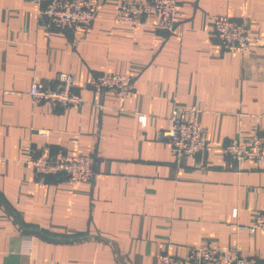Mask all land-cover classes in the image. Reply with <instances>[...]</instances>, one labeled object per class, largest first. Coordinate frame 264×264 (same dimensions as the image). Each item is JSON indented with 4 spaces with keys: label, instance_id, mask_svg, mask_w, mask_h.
<instances>
[{
    "label": "crops",
    "instance_id": "1",
    "mask_svg": "<svg viewBox=\"0 0 264 264\" xmlns=\"http://www.w3.org/2000/svg\"><path fill=\"white\" fill-rule=\"evenodd\" d=\"M120 1L98 0L88 27L47 33L37 4L0 0V264H155L203 242L264 259V230L236 228L264 211V162L223 153L264 132V0H176L173 32L153 27L155 15L115 23ZM217 16L246 20L245 52L221 50ZM59 72L79 108L27 95ZM103 73L129 74V96L96 93L88 82ZM192 106L206 150L177 163L162 133L174 107ZM44 147L91 156L92 180L36 179L26 154Z\"/></svg>",
    "mask_w": 264,
    "mask_h": 264
},
{
    "label": "built area",
    "instance_id": "2",
    "mask_svg": "<svg viewBox=\"0 0 264 264\" xmlns=\"http://www.w3.org/2000/svg\"><path fill=\"white\" fill-rule=\"evenodd\" d=\"M37 4L39 26L47 33L61 31L74 33L79 27H88L96 18L98 0H28ZM151 15L157 17L153 27L173 32L177 15L176 0H122L115 7L113 21L126 26L148 24ZM213 32L222 51L229 53L245 52L251 41L246 20H236L227 16H217L213 20ZM54 85L33 81L27 95L33 102H48L52 107L79 108L84 104L83 97L74 90V79L67 72H59ZM96 92H113L116 100L122 102L132 90V77L122 73H103L88 82ZM122 110L123 107L119 106ZM264 118V114H262ZM144 116L138 115L142 120ZM44 133L43 130H39ZM206 128L197 119V109L174 107L170 112V125L162 133L171 145L177 163L184 157L196 158L206 150ZM223 153L237 164L244 160L264 162V132L253 128L247 141L229 142ZM25 162L33 168L34 176L44 180L50 175H61L70 183L91 181L94 175V161L89 155L67 154L63 150L51 152L48 147L38 151L29 150ZM236 216V209L232 212ZM238 230L254 234L264 230V211H257L250 224H237ZM30 255V249L27 250ZM264 264V259L240 255L236 249H220L209 242L187 247L184 256L168 253L156 257L155 264Z\"/></svg>",
    "mask_w": 264,
    "mask_h": 264
}]
</instances>
